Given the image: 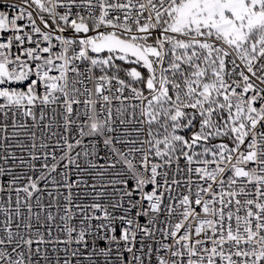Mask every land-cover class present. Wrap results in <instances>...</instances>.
<instances>
[{
  "label": "snow or ice",
  "instance_id": "6c2138e0",
  "mask_svg": "<svg viewBox=\"0 0 264 264\" xmlns=\"http://www.w3.org/2000/svg\"><path fill=\"white\" fill-rule=\"evenodd\" d=\"M0 264H264V0H0Z\"/></svg>",
  "mask_w": 264,
  "mask_h": 264
}]
</instances>
